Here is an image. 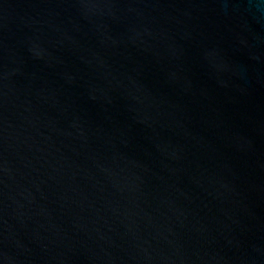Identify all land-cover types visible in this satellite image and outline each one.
Returning a JSON list of instances; mask_svg holds the SVG:
<instances>
[{
    "label": "water",
    "instance_id": "obj_1",
    "mask_svg": "<svg viewBox=\"0 0 264 264\" xmlns=\"http://www.w3.org/2000/svg\"><path fill=\"white\" fill-rule=\"evenodd\" d=\"M0 264H264V0H0Z\"/></svg>",
    "mask_w": 264,
    "mask_h": 264
}]
</instances>
